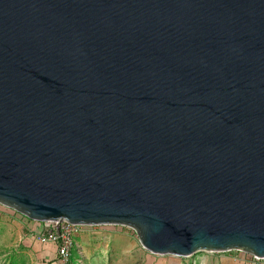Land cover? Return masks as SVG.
<instances>
[{"label": "water", "instance_id": "obj_1", "mask_svg": "<svg viewBox=\"0 0 264 264\" xmlns=\"http://www.w3.org/2000/svg\"><path fill=\"white\" fill-rule=\"evenodd\" d=\"M0 205L264 260V0H0Z\"/></svg>", "mask_w": 264, "mask_h": 264}, {"label": "rangeland", "instance_id": "obj_2", "mask_svg": "<svg viewBox=\"0 0 264 264\" xmlns=\"http://www.w3.org/2000/svg\"><path fill=\"white\" fill-rule=\"evenodd\" d=\"M0 206V264H54L42 260L40 248L28 242L26 227ZM237 251L197 252L189 257L157 256L140 245L136 233L120 226H85L75 238L70 264H253ZM246 261V262H244ZM254 264H264V260Z\"/></svg>", "mask_w": 264, "mask_h": 264}, {"label": "built area", "instance_id": "obj_3", "mask_svg": "<svg viewBox=\"0 0 264 264\" xmlns=\"http://www.w3.org/2000/svg\"><path fill=\"white\" fill-rule=\"evenodd\" d=\"M1 206V205H0ZM3 207V206H1ZM6 208V207H3ZM8 209V208H6ZM16 215L23 217L17 212L8 209ZM31 224L34 225L33 228V240L36 244L41 246L53 245L56 249V260L54 264H70L72 251L75 247V238L81 233L83 226L72 225L67 222H35L31 221L25 217ZM240 253L243 257L247 258L251 263L259 261L258 259L250 256L248 254ZM246 262V261H244Z\"/></svg>", "mask_w": 264, "mask_h": 264}, {"label": "crops", "instance_id": "obj_4", "mask_svg": "<svg viewBox=\"0 0 264 264\" xmlns=\"http://www.w3.org/2000/svg\"><path fill=\"white\" fill-rule=\"evenodd\" d=\"M7 212V211H6ZM7 215L10 217H13V219L17 222H20V224L23 227H26L25 231H26V238L28 240V242L33 243L34 246H38L40 248V257L42 258V260H45V262H49V261H55L56 260V249L55 246L53 245H48V246H41L38 245L34 242L33 240V228L34 225L31 224L28 220L24 219L23 217H20L18 215H16L15 213L8 211Z\"/></svg>", "mask_w": 264, "mask_h": 264}, {"label": "trees", "instance_id": "obj_5", "mask_svg": "<svg viewBox=\"0 0 264 264\" xmlns=\"http://www.w3.org/2000/svg\"><path fill=\"white\" fill-rule=\"evenodd\" d=\"M71 261H72V257H71ZM254 264V263H253Z\"/></svg>", "mask_w": 264, "mask_h": 264}]
</instances>
